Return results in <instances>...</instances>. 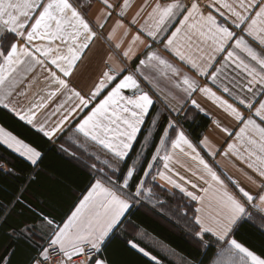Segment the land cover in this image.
<instances>
[{
  "label": "snow or ice",
  "instance_id": "snow-or-ice-1",
  "mask_svg": "<svg viewBox=\"0 0 264 264\" xmlns=\"http://www.w3.org/2000/svg\"><path fill=\"white\" fill-rule=\"evenodd\" d=\"M101 3L97 27L103 28L113 13L118 17L108 35L111 39L118 28L126 27L124 20L132 8V0H101ZM90 7L85 0H0V106L49 143H55L58 134L65 131V124L75 121L71 129L73 143L82 137L83 143L77 146L85 152L89 144L98 146L97 152L88 153L91 162L84 161L91 176L87 187L81 193H71L76 198L62 216L45 210L42 200L33 203L27 187L8 205L0 204V227L7 225L9 229L8 243L0 246V264H118L108 254V245L121 234V226L134 208L147 205L155 208L162 203L158 190L163 185L154 186L157 178L178 189L190 201L181 210V219L194 254L184 259L183 264H264V244L257 248L238 238L243 225H255L249 207L260 214L257 227L264 234V0H155L143 24L140 14L144 6L128 20L127 31L139 27L123 57L132 59L133 45L145 43L140 35L143 33L199 76L209 78L232 103L217 95L212 87L201 86L187 73L181 76V69L152 50L151 44L145 45L144 58H137L138 64L133 68L117 69L109 64V70L83 95L73 86L71 78L85 50L98 35L86 18ZM193 47L200 53L199 59L205 61L203 65L188 54ZM218 56L222 59L218 60ZM112 59L109 55L106 63ZM25 64L26 73L35 72L37 67L47 73L44 81L48 91L47 100L41 97L40 103L22 108L9 98L27 79V75L21 80L12 78ZM145 67L169 81L178 77L179 82L173 81V85L188 98L198 91L237 122L239 130L222 154H231L250 170L234 164L245 181L255 188L254 193L232 177H227L225 183L180 126L179 108L172 109L177 116L163 127L151 162L141 163L142 152H137L135 158L130 155L155 104L138 79L142 77L153 84V79L143 71ZM38 78L39 74L33 76L19 95H27V89ZM58 95L65 99L52 114L62 109L64 112L58 122L48 127L37 120V112ZM73 99L76 102L69 105ZM191 103L200 108L195 99ZM214 123L228 137H233L228 128L221 127L218 121ZM152 124H156L155 119ZM199 143L205 148L209 146L207 137ZM0 144L18 154L34 170L42 171L40 166L46 151L40 144L26 141L3 126H0ZM60 150L76 157L63 144ZM177 150L196 162L195 169L187 170L202 184L170 167ZM208 154L215 155L211 151ZM159 161L163 162V171L156 168ZM0 170L12 171L2 163ZM31 179L25 178L21 184ZM14 213L19 216L27 213L28 218L17 225H8ZM124 243L148 258L150 264H162L138 241L125 238ZM19 246L28 251L23 259L17 260Z\"/></svg>",
  "mask_w": 264,
  "mask_h": 264
},
{
  "label": "crops",
  "instance_id": "crops-1",
  "mask_svg": "<svg viewBox=\"0 0 264 264\" xmlns=\"http://www.w3.org/2000/svg\"><path fill=\"white\" fill-rule=\"evenodd\" d=\"M85 2L90 3L91 5V7L87 10L86 18L93 25V29L94 31H97L98 35L93 40L89 49L85 50L82 61L78 63V70L75 73L74 77L71 78L73 86L76 87L77 90L81 91L83 95H87L92 86L96 82H98L102 73L109 70V64H111L112 67L117 69L122 66L133 68L138 64L137 58H144L143 53L146 51L145 45L151 44L152 50L157 51L162 57L166 58L172 64L181 69V76L187 73L190 77L197 80L201 86L207 85L208 87H212L213 91L217 92V95H220L224 99H227L230 103L233 102L227 94L221 92L215 85H213L209 78L199 76L197 72L192 69L189 65L179 61L170 52L166 51L162 44L158 42L153 43L152 40L143 33H140V35L145 43L141 44L137 42L135 45H133V52L135 55L132 56V59L129 60L123 57L122 53L127 50L129 45L131 44L132 37L133 35L137 34V30L139 27V25H137L135 27H131L130 31H127L128 27H130L128 26V20L131 19V17L135 14L136 11L141 8V6H144V11L140 14V24H143L144 20L147 18L148 12L151 11V8L155 3V0H132V8L128 12V16L124 20L126 27L118 28L114 33H112L111 39H108V35L112 32V28L114 27L115 21L118 19V17L115 15V13H113V16L107 19V21L104 23V27L99 28L96 26L95 22L99 10L103 7L101 0H85ZM126 31L127 35H125ZM167 34H170V32ZM117 44H120L119 49L116 48ZM188 54H190L192 58L197 61V63L201 65L205 63V61H201L199 59L200 53L196 51L195 47L188 50ZM109 55H111L113 59L106 63L107 57ZM219 59H222V56H218V60ZM26 68L27 64L21 65L17 69V71L13 73L12 78H14L15 80H21L24 78L25 75H27V79L24 80L23 83L19 84V86L15 89L14 94L9 98L12 103L22 108H27L32 104L40 103L41 97L47 100L48 91L46 87V82L44 81V76L47 75V73L42 72L39 67L36 68L35 72L26 73ZM143 71L145 75H148L150 78L153 79V84H149L142 77H138V79H140L141 87L145 91L149 92V94L155 101V104L161 109L162 114L165 117L164 127L167 126V121L169 119L176 118L177 116V114L173 112L172 109H181L179 113L180 126L188 135L189 139H191L193 143L196 144L197 150L200 151L201 155L205 158V160L214 168V170L217 171L221 178L225 180V183H228L227 177H232L233 179L238 180L241 186L254 193L255 188L251 186L247 181H245L241 173L237 171V167L244 168V170L248 172H250V170L245 168L243 164H240V162L237 161L235 157H233L231 154H229V156H224L222 154L226 150L227 144L233 142L235 132L239 130V125L237 124V122L231 117H229L222 109H220L216 104H214L211 100L207 99L205 96H203V94L198 91L193 93L192 96L188 98L181 89H178L173 85V81L179 82L178 77H172V80L169 81L163 77H160L154 69L145 67L143 68ZM228 71L231 72V69H228ZM37 74H39V78L35 83L32 84L31 88L27 89V95H19L20 92L26 90L27 82ZM7 86L8 85L6 84L5 87ZM64 99V96L58 95L53 100L48 102V106L46 108L38 110L37 120L39 122L46 123L48 127L53 126L56 122L59 121V119L61 118V114L64 112V110L62 109L60 113H56L55 115H53L52 113L55 112L57 105L61 103ZM193 99L197 101V103L200 105V108H196L192 105L191 100ZM75 102L76 101L73 99V101H69L68 104L71 105ZM67 106L68 105H66V107ZM0 109L9 114L19 124L27 128L28 130H31L34 134L39 135L40 138L47 142L49 145L48 147L53 148L56 151L55 153L53 152L49 154L51 158L55 155H61L66 158L69 163H71V175H67L69 172L66 174V170H60L58 168L50 169L45 168L41 165V171L39 169L34 170L32 167H30V171H26L24 179L32 178L31 182H28L24 185L20 184L17 192H15V194L9 198L8 202L13 201L14 197L19 194L23 187H27L28 191L31 193L30 199L33 200V203L42 200L44 201L45 210L55 212L58 217L62 216L67 211L71 202L76 198L72 196L71 193L73 191H75L76 193H81L87 187L91 176L89 175L86 165H84V161L91 162L89 160L88 153L97 152L98 146L89 144L87 152H85L83 148L77 146V144L83 143L82 137L79 138L76 143H73V139H75V137L73 136L71 129L74 127L75 121H69V123L65 124V131L63 133H59L55 140V143L52 144L49 143L46 138H43L41 134H38L35 129H32L31 126H28L25 124V122L20 121L19 118L16 117L13 113L9 112L7 109H4L2 106H0ZM201 109H203V111H201ZM241 110L243 111V108H241ZM196 114H199L210 121L208 128L201 134L198 141L193 140L190 134L188 133L187 129L183 126V119H185V117H187L185 120H190L193 119ZM214 121H218L221 127L228 128L230 131H232L233 137H228L223 131H221L220 128L216 126ZM0 126L2 125L0 124ZM143 126L141 131L143 130ZM204 137H207L209 141L208 148H205L199 143V141ZM61 144H63L64 147H67L70 153L75 152L76 157L62 152L60 150ZM0 145L7 151H9L13 156L28 164L23 158L19 157L18 154L14 153L11 149H8L3 144ZM158 146L159 142L156 147ZM168 147L169 151H171L170 145ZM209 151L214 152L215 155H209ZM100 154L101 158L104 159L105 156L103 155V153ZM154 154L155 150L152 155ZM161 155H163V153H161ZM77 157H79V160H77ZM149 162H151V158ZM97 163L99 166V162ZM234 164L237 167H234ZM5 166L11 169L12 171L9 173L1 170L3 174L12 175L10 179L13 182H15L14 178L21 179V172L18 169L8 167L7 165ZM170 167H172L175 172H178L180 175L187 177L189 180H194L195 182L202 184L201 181L196 180V177H193L191 175V172L187 170L195 169L196 162L191 160L189 157L184 156L178 150L174 155L173 161L170 162ZM156 168L163 171V162H157ZM155 170L156 169H153V172H155ZM173 178L178 180L177 176H174ZM156 184L163 185V188L161 189L164 191L167 190V192H169L170 194L182 195L185 198L186 203L190 204L189 198L185 197L182 193H180L178 189L171 188L170 185H167L163 181H160L159 178H157V180L154 182V185ZM188 187L189 190H191L190 186ZM229 188L230 190L232 188L230 184ZM8 202L0 204L8 205ZM146 207L149 206L147 205ZM135 209L136 208H134L132 212ZM249 211L253 213V216L255 218V225L258 226L260 224V214L255 212V210L251 207H249ZM26 218H28L27 213H25L24 216H19L14 213L9 218L8 224L14 226L19 224L21 220ZM168 220L173 222L170 219ZM5 227L6 229L4 230V232L0 230V235L3 234L4 237V242L2 243V245L7 244L9 240V237L6 234L9 229L7 225ZM125 238L134 239L138 241L140 243V246L145 247L146 250L151 252L152 255H156L158 259L162 261V264H183V260L187 259L185 256H183L161 240L157 239L153 235L149 234L144 229L137 228L131 222L130 216L121 226V234L117 236V238L113 239L108 245V254L112 258L116 254V259H127L128 255L125 253L124 247L122 245L124 243ZM126 247L136 255L144 258L149 262L148 258L143 257L136 250L131 249L130 246L126 245ZM27 251L28 250L23 246L17 247V254L15 259H23L26 256Z\"/></svg>",
  "mask_w": 264,
  "mask_h": 264
},
{
  "label": "trees",
  "instance_id": "trees-1",
  "mask_svg": "<svg viewBox=\"0 0 264 264\" xmlns=\"http://www.w3.org/2000/svg\"><path fill=\"white\" fill-rule=\"evenodd\" d=\"M156 120V124H152V120ZM165 117L162 114L161 109L155 104L150 110V115L146 118V123L143 126V130L139 134L137 140L133 145V151L130 155L135 158L137 152H142L141 163L145 160L149 162L158 142L159 137L162 135L164 127ZM0 124L13 131L15 134L30 141L34 144H40L46 151L42 166L45 168L60 170H66L67 175H71V163L61 155H55L52 158L49 156L50 153H55L53 148H49L48 143L45 142L39 135L34 134L31 130H28L21 124H19L14 118H12L5 111L0 109ZM210 121L205 117L196 114L193 119H183V126L187 129L188 133L193 140L198 141L201 134L208 128ZM145 136L148 137V141L145 142ZM0 163L7 165L8 167L18 169L21 173V179L14 178L13 182L10 177L12 175H5L0 170V203L8 202L9 198L17 192L21 180L24 179L26 171H30V166L22 160L13 156L9 151L0 145ZM131 163V161H129ZM146 168V165H145ZM20 177V176H19ZM14 183V186H13ZM155 186V185H154ZM160 200L162 203L157 205L155 208L148 205L149 207H140L138 210L135 209L130 216L131 222L137 227L142 228L149 234L153 235L157 239L161 240L187 259H190L194 254V247L189 240L188 233L184 228V221L181 219V210H184L186 203L185 198L180 194H165L162 189L158 190ZM191 213H189V216ZM172 220L173 222L169 221ZM10 225V224H8ZM6 226V225H5ZM5 226L0 227V230L4 232ZM3 234L0 235V246L4 242ZM240 239L248 242L259 248L264 244V234L258 230L257 225L248 223L243 225L240 229ZM125 253L128 255L126 258H117L116 254L113 256L118 263L122 264H150L144 258L136 255L130 251L125 243L122 244ZM211 256V253H209ZM203 259L204 257H200Z\"/></svg>",
  "mask_w": 264,
  "mask_h": 264
},
{
  "label": "water",
  "instance_id": "water-1",
  "mask_svg": "<svg viewBox=\"0 0 264 264\" xmlns=\"http://www.w3.org/2000/svg\"><path fill=\"white\" fill-rule=\"evenodd\" d=\"M129 94H131V93L129 92Z\"/></svg>",
  "mask_w": 264,
  "mask_h": 264
},
{
  "label": "rangeland",
  "instance_id": "rangeland-1",
  "mask_svg": "<svg viewBox=\"0 0 264 264\" xmlns=\"http://www.w3.org/2000/svg\"><path fill=\"white\" fill-rule=\"evenodd\" d=\"M151 206V205H150Z\"/></svg>",
  "mask_w": 264,
  "mask_h": 264
}]
</instances>
